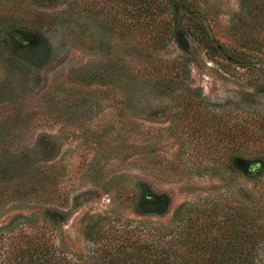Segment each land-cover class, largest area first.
<instances>
[{
  "label": "rangeland",
  "instance_id": "obj_1",
  "mask_svg": "<svg viewBox=\"0 0 264 264\" xmlns=\"http://www.w3.org/2000/svg\"><path fill=\"white\" fill-rule=\"evenodd\" d=\"M190 1L218 41H248L250 92L262 94L249 102L242 78L198 49L153 50L148 29L109 24L76 0H0V227L51 212L69 249L85 251L91 216L169 227L183 205L242 185L210 171L224 157L204 125L210 109L183 112L154 68L183 60L190 95L212 111L249 113L264 106V20L243 22L240 0Z\"/></svg>",
  "mask_w": 264,
  "mask_h": 264
},
{
  "label": "trees",
  "instance_id": "obj_2",
  "mask_svg": "<svg viewBox=\"0 0 264 264\" xmlns=\"http://www.w3.org/2000/svg\"><path fill=\"white\" fill-rule=\"evenodd\" d=\"M76 4L84 12L101 15L109 24L148 29L153 50L172 41L182 50L198 49L224 73L242 78L244 87L239 94L249 102L248 98L262 94L250 92L253 81L247 72L255 63L246 49L248 41L245 48L218 41L190 0H76ZM240 7L243 22L255 19L263 25L264 0H240ZM13 40L15 44L19 37ZM182 62L154 68L160 77L158 87L172 95L183 112L210 109L203 115L204 125L211 136L215 134L211 148L218 147L224 156L210 171L220 181L240 182L236 192L183 205L169 227L123 222L104 214L91 216L84 223L85 251L69 249L60 236L64 223L51 212L12 217L0 227V264L259 263L264 249V106H252L249 113L237 111L239 107L229 112L212 111L206 97L197 99L202 93L195 97L189 94L194 89L187 92L181 86L186 67Z\"/></svg>",
  "mask_w": 264,
  "mask_h": 264
}]
</instances>
